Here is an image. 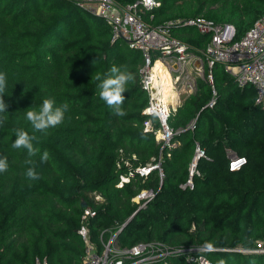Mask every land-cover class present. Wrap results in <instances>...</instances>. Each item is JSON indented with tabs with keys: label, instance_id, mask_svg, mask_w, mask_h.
I'll list each match as a JSON object with an SVG mask.
<instances>
[{
	"label": "trees",
	"instance_id": "1",
	"mask_svg": "<svg viewBox=\"0 0 264 264\" xmlns=\"http://www.w3.org/2000/svg\"><path fill=\"white\" fill-rule=\"evenodd\" d=\"M159 1L152 17L143 14L153 25L203 15L232 24L237 36L264 12V0ZM171 31L192 33L184 40L197 46L209 40L191 26ZM113 65L126 66L135 77L124 93V116L114 115L99 98L95 77ZM141 65L140 50L121 38L112 40L104 19L74 0H0V72L7 77L3 99L9 105L0 125V156L9 165L0 173V264H33L36 256L46 257L48 264H79L83 202L97 212L90 233L100 248L109 237L106 225L115 222L121 246L158 240L182 249L150 264H198L186 262L189 253L203 254L212 264H264V251L254 248L264 243V108L255 103L252 87H238L222 65L213 70L212 107L207 105L212 88L201 80L171 113L169 123L179 131L175 146L162 151V180L152 169L118 186L121 175L161 154V142L143 128L148 97L140 83ZM45 98L67 103L69 110L64 123L35 133L40 152L30 158L26 150L12 147L14 129L32 134L26 112L38 110ZM196 142L206 156L198 163L194 188L182 189ZM227 147L246 156L240 169L228 168ZM44 151L46 163L40 161ZM29 159L40 174L37 181L26 177L33 166ZM144 187L158 189L155 197L122 227L138 207L132 198ZM206 243L215 250L191 249ZM241 245L246 249H237Z\"/></svg>",
	"mask_w": 264,
	"mask_h": 264
},
{
	"label": "built area",
	"instance_id": "2",
	"mask_svg": "<svg viewBox=\"0 0 264 264\" xmlns=\"http://www.w3.org/2000/svg\"><path fill=\"white\" fill-rule=\"evenodd\" d=\"M91 13L104 19L111 31L112 40L123 39L129 47L140 50L142 65L140 67V83L146 91L148 101L142 113L145 114L143 128L152 131L155 138L161 142V154L149 163L137 166L121 175L118 186L129 181L134 173L144 177L152 169L158 170L160 181L164 173L161 166L163 149L175 146L173 140L175 132L169 123L170 115L181 104L182 98L194 93L197 88V79L201 77L212 88L213 96L207 103L212 107L216 100L213 70L216 64L223 66L236 82L243 88L250 86L254 90L255 103L264 108V12L254 20L251 26L237 36L236 29L229 23H218L203 15L178 17L166 20L162 24L153 25L143 17L147 11L150 17L153 10L160 5L159 0H134L123 4L116 0H74ZM177 25L194 27L200 33L209 35V40L201 54L193 53L190 45L175 35L171 27ZM159 59L172 76L173 89L177 94V101L166 102L162 99L160 84H155L152 68ZM193 64L191 71L189 65ZM206 156L205 148L196 142L190 162L188 175L180 183L182 189H193L194 178L199 174L198 163ZM247 162L245 155L235 152L228 154V168L238 170ZM158 189L153 187L141 188L132 198L138 207H143L152 200ZM95 199L101 196L97 193ZM97 214L90 206H85L80 214L78 234L84 242V255L79 264H150L157 260H164L170 254L182 250L172 248L162 241H137L130 246H121L116 241L120 229H116L105 240H101L102 247L91 239L90 225L92 218ZM260 249L264 251V243L260 242ZM192 250H202L203 246L192 247ZM195 261L198 264H212L203 254L189 253L186 262ZM33 264H48L46 257L36 256Z\"/></svg>",
	"mask_w": 264,
	"mask_h": 264
},
{
	"label": "clouds",
	"instance_id": "3",
	"mask_svg": "<svg viewBox=\"0 0 264 264\" xmlns=\"http://www.w3.org/2000/svg\"><path fill=\"white\" fill-rule=\"evenodd\" d=\"M95 79L100 81L99 98L110 108L116 116H124L125 110L123 108L126 99L124 93L128 90V85L134 83L135 77L133 73L127 70L124 65H113L108 73L102 77L97 74ZM7 77L6 74L0 72V125H3L7 120L6 109L9 107L3 99L6 94ZM69 110V105L64 103L57 105L53 98H45L38 110L32 109L26 112V120L30 123L32 134L23 128L14 129L15 140L12 143L14 149L26 150L28 157H35L39 152V148L34 145L38 143L39 138L35 133H46L48 129L55 128L65 121L66 113ZM49 160V153L44 151L40 155V161L46 163ZM26 163L33 165L27 168L26 177L29 181L39 180L40 174L36 171L34 161L29 159ZM8 159L6 156H0V173L7 171ZM204 251L211 253L215 250L212 243H206ZM219 264H225L223 260Z\"/></svg>",
	"mask_w": 264,
	"mask_h": 264
},
{
	"label": "bare ground",
	"instance_id": "4",
	"mask_svg": "<svg viewBox=\"0 0 264 264\" xmlns=\"http://www.w3.org/2000/svg\"><path fill=\"white\" fill-rule=\"evenodd\" d=\"M154 63L155 64L152 68L153 76L154 78H157L155 84H160L162 99L174 104L177 101V94L173 89L171 73L166 67H163L162 62L159 59Z\"/></svg>",
	"mask_w": 264,
	"mask_h": 264
},
{
	"label": "rangeland",
	"instance_id": "5",
	"mask_svg": "<svg viewBox=\"0 0 264 264\" xmlns=\"http://www.w3.org/2000/svg\"><path fill=\"white\" fill-rule=\"evenodd\" d=\"M183 4V3H182ZM181 4V5H182ZM176 34V33H175ZM177 36H179L181 39H185L184 38V36L183 35H192V33H179V34H176ZM185 41V40H184ZM188 43H190V44H193L194 46H190V48H191V51L193 52V53H197V54H201V52H202V49H203V47L204 46H197V44L195 43V42H188ZM195 47V48H194ZM197 47V48H196ZM193 64H190L189 65V68H190V70L192 71L193 70ZM201 80H203L201 77H199L198 79H197V83L199 82V81H201ZM205 81V80H204ZM184 99L185 98H182V102L184 101ZM181 102V103H182ZM227 150H226V154L228 155V154H231V153H233V152H235V153H237L233 148H231V147H227L226 148ZM162 159H163V157H162V155H161V162H162ZM106 227L107 228H105V230H106V233L107 234H109V235H111V233L113 232V231H115L116 229H117V227H118V224L117 223H115V222H111V223H109V224H107L106 225ZM255 249H260V245H259V243H257L256 242V245H255V247H254ZM237 249H239V250H243V249H246L244 246H238V248Z\"/></svg>",
	"mask_w": 264,
	"mask_h": 264
},
{
	"label": "water",
	"instance_id": "6",
	"mask_svg": "<svg viewBox=\"0 0 264 264\" xmlns=\"http://www.w3.org/2000/svg\"><path fill=\"white\" fill-rule=\"evenodd\" d=\"M86 206V203L85 202H83L82 204H81V207H85ZM139 208H137L127 219H126V221L122 224V227H124L131 219H132V217L135 215V213L137 212V210H138ZM121 227V228H122Z\"/></svg>",
	"mask_w": 264,
	"mask_h": 264
}]
</instances>
